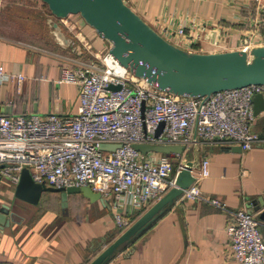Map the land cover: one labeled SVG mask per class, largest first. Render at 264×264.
<instances>
[{
  "label": "crops",
  "instance_id": "crops-1",
  "mask_svg": "<svg viewBox=\"0 0 264 264\" xmlns=\"http://www.w3.org/2000/svg\"><path fill=\"white\" fill-rule=\"evenodd\" d=\"M126 1L155 27L162 22L173 27L189 23L200 34L196 40L190 31L185 36L184 48L192 51L223 52L243 49L249 43L264 45V0ZM0 8L4 9L0 13V65L27 76L21 84L0 83V104L12 105L13 113L76 112L80 89L77 84L60 82L62 68L98 60L110 50L109 41L83 18L55 17L43 0H0ZM54 21L61 26L60 39ZM253 103L256 111L257 103ZM257 111L254 128L264 137V108ZM235 147L237 144L222 142L194 144L186 159L196 160L195 170L202 159L210 160V174L199 180L204 197L177 199L108 264H240L227 228L234 212L247 208L260 220L264 235V141L248 150ZM8 183L6 179L3 184ZM54 194L61 202L59 193ZM1 195L3 188L0 199ZM80 197L74 194L70 201ZM211 198L226 205H217ZM12 205V223L0 227V264H88L105 243L120 234L109 209L62 211V219L57 220L55 212L21 211Z\"/></svg>",
  "mask_w": 264,
  "mask_h": 264
},
{
  "label": "built area",
  "instance_id": "built-area-1",
  "mask_svg": "<svg viewBox=\"0 0 264 264\" xmlns=\"http://www.w3.org/2000/svg\"><path fill=\"white\" fill-rule=\"evenodd\" d=\"M156 28L182 47L187 46L188 31L195 40L200 35L185 22L176 27L162 22ZM253 47L249 43L243 49L252 56ZM26 77L0 65V83L21 84ZM59 80L79 86L76 112L0 114V166L8 164L0 167V179L16 185L28 167L38 182L57 187L90 185L107 199L122 230L178 185L186 153L197 142L237 144L248 150L264 141L254 128L253 103L257 93H264V84L222 90L208 97L179 95L136 76L110 51L98 60L65 64ZM103 143L118 147L104 149ZM137 144H181L184 151L144 152ZM209 174L210 160L204 158L199 170H193L195 181L178 200L204 197L199 180ZM210 200L226 205L218 198ZM227 231L240 264H264V235L255 213L238 209Z\"/></svg>",
  "mask_w": 264,
  "mask_h": 264
},
{
  "label": "water",
  "instance_id": "water-1",
  "mask_svg": "<svg viewBox=\"0 0 264 264\" xmlns=\"http://www.w3.org/2000/svg\"><path fill=\"white\" fill-rule=\"evenodd\" d=\"M51 13L59 18L79 14L97 33L111 44L110 53L138 77L167 92L194 97L210 96L213 93L240 88L251 84H264V45H256L251 54L245 49L223 52L192 51L166 38L149 23L126 0H43ZM56 35L62 38V29ZM256 114L264 107V93L254 97ZM260 101V102H259ZM259 102V107H258ZM0 114H13L12 105H1ZM161 131V128L158 132ZM104 149H116L118 144L103 143ZM242 148L241 145H237ZM235 147V148H237ZM137 148L172 153L183 152L181 144L150 145L137 144ZM4 163L0 167L7 166ZM196 160H189L178 175V185L168 190L159 200L145 210L128 228L120 232L88 264H108L113 255L125 244L151 226L164 211L194 181L193 170ZM45 192L59 193L61 206L69 209L70 197L81 194L91 202H101L107 206V199L90 185L57 187L46 181H35L31 171L25 167L21 179L15 185L14 195L31 204L38 205ZM13 205L0 199V227L13 221ZM64 211V210H63ZM66 212V211H64Z\"/></svg>",
  "mask_w": 264,
  "mask_h": 264
},
{
  "label": "rangeland",
  "instance_id": "rangeland-1",
  "mask_svg": "<svg viewBox=\"0 0 264 264\" xmlns=\"http://www.w3.org/2000/svg\"><path fill=\"white\" fill-rule=\"evenodd\" d=\"M0 8V13L2 12ZM6 12V11H4ZM9 16L11 13H7ZM76 15V18H82L81 15L79 14H73ZM65 19V18H64ZM110 43V42H109ZM4 181H6V178L0 179V191L1 188L4 190V195L1 197L3 201H7L10 203H14V208L16 210H21V211H47V212H55L57 213V220L62 219V211H66L65 213H68L69 211H107V209L110 210V208H106L103 206L101 202H93L94 204H90L86 198L80 197V200L72 198L70 201V206L69 209H65L61 206V202L59 199H57L56 194L53 192H45L43 194V197L38 205L31 204L29 202H26L22 199H18L14 195L15 191V184L11 181H9L8 185L3 184ZM5 185V186H4ZM7 186V189H5ZM73 213V212H72ZM72 219V218H71ZM60 222L56 223V225L59 226ZM119 231L122 232L123 230L119 228ZM116 234V233H114Z\"/></svg>",
  "mask_w": 264,
  "mask_h": 264
},
{
  "label": "trees",
  "instance_id": "trees-1",
  "mask_svg": "<svg viewBox=\"0 0 264 264\" xmlns=\"http://www.w3.org/2000/svg\"><path fill=\"white\" fill-rule=\"evenodd\" d=\"M165 211H166V210H165ZM161 215H162V214H161ZM161 215H160V216H161ZM159 218H160V217H159ZM159 218H158V219H159ZM158 219H157V220H158ZM157 220H156V221H157ZM156 221H155V222H156ZM155 222H154V223H155ZM154 223H153V224H154ZM153 224H152V225H153ZM152 225H151V226H152ZM151 226H149L147 229H149ZM147 229H146V230H147ZM144 232H145V231H144ZM141 234H142V233H141ZM137 237H138V236H137ZM137 237H135V238L133 239V241H134Z\"/></svg>",
  "mask_w": 264,
  "mask_h": 264
}]
</instances>
